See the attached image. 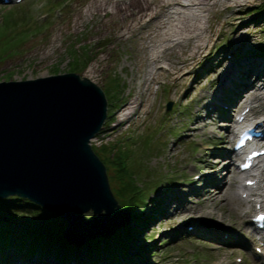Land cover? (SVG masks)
I'll use <instances>...</instances> for the list:
<instances>
[{
    "label": "rangeland",
    "instance_id": "obj_1",
    "mask_svg": "<svg viewBox=\"0 0 264 264\" xmlns=\"http://www.w3.org/2000/svg\"><path fill=\"white\" fill-rule=\"evenodd\" d=\"M115 1L107 0L108 15ZM260 1L215 4L198 41L167 49L154 63L153 41L147 37L154 24L121 35L131 18L85 14L95 0H0V81L77 72L110 96L107 117L91 144L104 160L116 163L120 156L133 169L139 199L150 192L147 201L160 205L161 212L154 211L157 217L144 223L146 231H134L141 252L144 245L155 247L151 264H264L259 254L264 246L250 240L255 205L243 218L229 206L223 209L227 212L217 205V213H207L214 206L208 203V190L223 184L225 159L231 155L227 122L236 112L229 116V109H236L255 86L264 92V53L254 51L264 41V15L253 7ZM144 20H149L147 14ZM156 64L163 67L153 75ZM252 104L251 117L264 114L259 100ZM116 169L111 163L108 175ZM245 178L243 173L240 182L250 180ZM84 214L92 217L93 210ZM3 215L18 227L29 220ZM67 217L71 224L64 234L81 245L85 237L76 228L77 218ZM128 225L140 224L131 211L121 210L92 235L124 233ZM145 234L155 236L142 240ZM25 243L32 246L34 241ZM35 261L31 257L26 262ZM19 262L0 258V264Z\"/></svg>",
    "mask_w": 264,
    "mask_h": 264
},
{
    "label": "water",
    "instance_id": "obj_2",
    "mask_svg": "<svg viewBox=\"0 0 264 264\" xmlns=\"http://www.w3.org/2000/svg\"><path fill=\"white\" fill-rule=\"evenodd\" d=\"M107 109L104 89L77 72L0 81V197L20 195L66 220L69 214L83 222L82 234L86 223L91 230L102 216L128 211L91 144Z\"/></svg>",
    "mask_w": 264,
    "mask_h": 264
},
{
    "label": "trees",
    "instance_id": "obj_3",
    "mask_svg": "<svg viewBox=\"0 0 264 264\" xmlns=\"http://www.w3.org/2000/svg\"><path fill=\"white\" fill-rule=\"evenodd\" d=\"M253 7L258 14L264 15V0H261ZM254 47V51H257L259 54L264 53V41L259 42L258 45ZM107 97L110 101V96L107 95ZM221 110L222 114H226L227 110ZM95 151L107 164L108 168L111 163L117 168L116 173L109 174L110 182H116L119 185L117 186L116 184L112 187L113 192L121 206L127 210L129 209L128 211H131V214L140 225H135L134 227H129V225L125 226L124 233L116 230L117 232L113 231L109 236L103 234L88 236L81 244L85 246L84 250H80L81 245L79 246L75 243H70L67 236L64 234V231L68 226V220L61 219L60 215L59 217L54 211L38 205L28 197L20 195H9L7 197L1 196L0 258L2 260L3 256H5L7 262L11 259H22V262H19V264H29L26 261L31 257L36 258V261L33 264L153 263L152 255L156 254L155 247H153L152 243L144 245V251L141 252L139 247L141 245L137 244V236L135 235V232L138 234L146 231L144 223L148 220L152 221L154 217H157L154 211L161 212V209H158L160 208V205L158 203L151 204L152 202L149 203L147 201L150 197V192L148 197H144L143 200L139 199L140 190L138 184L134 180L133 169L127 168L120 156H118L120 162L117 161L114 163L108 159L104 160L99 149H95ZM6 213H10L12 217L15 215L29 220L20 221L19 224H21V226L18 227L19 225L17 223H8L7 220H3L5 216L3 214ZM83 216L85 217V214H83ZM59 219L61 220L59 221ZM60 223H62L63 226L59 227ZM85 232L86 230H84V233ZM46 233L50 236L46 237ZM56 234H59V237H57L58 235ZM146 235L147 234L144 235L142 240L147 238L145 237ZM154 236L155 235L148 234L147 240H153ZM167 240L164 239L161 243L163 244ZM32 241H34L32 246L25 243ZM48 244H50V246H48ZM55 244L60 245L55 246ZM86 245H88L87 248ZM104 245L106 249H103ZM136 256L139 259L136 258ZM50 258L53 260L48 262V259Z\"/></svg>",
    "mask_w": 264,
    "mask_h": 264
},
{
    "label": "bare ground",
    "instance_id": "obj_4",
    "mask_svg": "<svg viewBox=\"0 0 264 264\" xmlns=\"http://www.w3.org/2000/svg\"><path fill=\"white\" fill-rule=\"evenodd\" d=\"M95 1L97 2L96 4H92V8L89 6L85 9V14H102L103 16L109 17L123 14L124 17L131 18L130 24L124 26V29L120 31L121 35L133 33L135 30H142V28L147 27V24L149 23L154 24V30L149 31L147 37L153 41L150 56L152 57V61L157 63L159 58L164 56V52L167 49L181 45L184 41L189 42L193 40L195 42L199 40L204 30H206L204 20L207 18L208 12L212 6L217 3L229 4L230 2L238 0H116L114 2V9L111 11L110 15H108L105 6L107 0ZM101 10H103V13ZM146 14L149 16L148 21L144 20ZM158 29L162 30L155 32ZM158 67L163 66L156 64L153 75L157 73ZM253 100H259L260 104L264 106V92L261 91L260 86H255L252 91L246 94V97H242L241 100L238 101L237 107H235L236 109H229V116L233 115L232 111L235 110L236 112L233 116V120L227 122V125H229V127H227L229 141L231 136L234 135V128L236 126L244 128L247 124L255 125L256 129L263 130L264 132V114H258L255 112L256 115L254 114L255 116L251 117L252 114H250V112L255 109L254 104H252ZM131 104L132 101L129 102V107ZM260 111H263L262 107ZM239 116L244 118L240 123L236 120ZM248 144L249 143L240 150L231 149L229 151L231 155L225 159V169H227V173L223 176V184L217 185L215 190H208V203L214 206L211 210H208L207 213H217L218 209L223 210L229 206L237 212V215L240 218H243L250 213L249 211L254 205L255 215L258 213H264V177L262 176L264 173V158L258 159L250 167L251 169L249 168L242 171L238 169L237 166L236 168L233 167L235 159L241 158V156L246 153V147H248ZM243 173L246 174L244 181L246 179H252L254 181L252 185H248L246 182H240ZM240 189H242V191H240ZM217 205L220 206V208H218ZM214 207L218 209H214ZM112 218L113 217H109L107 220L102 216V219H100L102 221L97 220V222L91 223L92 229L96 228L95 230L97 231V228H104V226H101L102 222L111 221ZM79 223H76V228L78 232H80V236L84 237L89 235L92 231V229L89 230L88 225L90 223L85 224V226L88 227L86 234L81 233L83 222L80 221ZM252 224L253 234L251 233L252 237L250 240H255L258 244L264 243V227L260 228L257 221L251 223V226ZM106 225L109 226V224ZM253 235L255 237H253ZM84 248L85 246L81 245V249ZM259 254L264 256V252ZM51 260L53 259H48V262Z\"/></svg>",
    "mask_w": 264,
    "mask_h": 264
}]
</instances>
